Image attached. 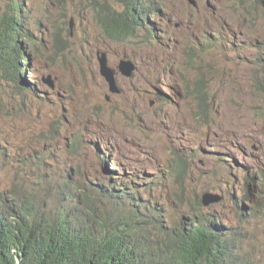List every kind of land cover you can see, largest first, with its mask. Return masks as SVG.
I'll return each mask as SVG.
<instances>
[{
  "label": "rangeland",
  "instance_id": "374dc122",
  "mask_svg": "<svg viewBox=\"0 0 264 264\" xmlns=\"http://www.w3.org/2000/svg\"><path fill=\"white\" fill-rule=\"evenodd\" d=\"M153 2L159 11L148 18L159 27L155 39L139 32L126 41L105 37L85 1L24 2L31 52L21 76L34 93L17 96L16 84L0 73V192L26 182L35 170L26 168L32 155L47 152L45 168L68 175L74 190L92 195L88 203L104 215L115 203L97 193L99 184L133 173L149 185L144 178L161 172L173 191L163 170L179 154L186 173L178 182L190 196L220 195L204 211L218 213L237 233L245 264H264V96L256 87L264 4H247L249 20L242 19L239 0ZM10 3L0 0L1 9ZM220 32L223 46L204 43ZM98 51H106L115 68L125 57L137 65L130 78L118 73V94L99 73ZM203 85L205 115L195 96Z\"/></svg>",
  "mask_w": 264,
  "mask_h": 264
},
{
  "label": "trees",
  "instance_id": "16d2710c",
  "mask_svg": "<svg viewBox=\"0 0 264 264\" xmlns=\"http://www.w3.org/2000/svg\"><path fill=\"white\" fill-rule=\"evenodd\" d=\"M25 1L11 0L8 8L0 7V73L16 84L17 96L26 97L27 80L21 72L31 50L23 22ZM79 1L94 6L96 22L110 40H131L139 32L155 39L159 30L148 18L158 12L154 0H114L120 9L108 0ZM239 1L244 6L242 19H253L247 5L251 0ZM203 41L210 48L224 45L221 32ZM262 47L264 52V42ZM259 69L256 87L264 96V53ZM204 86L195 95L203 115L208 94ZM2 103L0 98V110ZM48 158L47 152L32 155L26 168L35 170L26 182L0 192V264H245L237 236L225 235L220 215L204 211L199 194L190 196L186 185L178 182L186 173L181 155L163 170L173 191L162 185L161 172L144 178L149 181L144 186L134 181L138 175L133 173L119 183L99 184L97 193L115 203L104 215L88 203L92 195L74 190L68 175L45 168ZM242 173L250 177L248 170ZM159 198L167 199L164 205Z\"/></svg>",
  "mask_w": 264,
  "mask_h": 264
},
{
  "label": "water",
  "instance_id": "95a60500",
  "mask_svg": "<svg viewBox=\"0 0 264 264\" xmlns=\"http://www.w3.org/2000/svg\"><path fill=\"white\" fill-rule=\"evenodd\" d=\"M97 59L99 63V71L102 74V76L105 77L106 81L109 84V89L111 92L119 93L120 90L117 86V70L116 68H113L108 63L107 53L104 51L97 52ZM117 69L121 72L122 75L126 77L132 76L134 73L136 66L133 61L130 59L123 58L119 61V64L117 65ZM221 199L220 195L213 194L210 192H204L201 195V202L202 205L207 207L210 204L219 202Z\"/></svg>",
  "mask_w": 264,
  "mask_h": 264
},
{
  "label": "clouds",
  "instance_id": "9594fccd",
  "mask_svg": "<svg viewBox=\"0 0 264 264\" xmlns=\"http://www.w3.org/2000/svg\"><path fill=\"white\" fill-rule=\"evenodd\" d=\"M157 7H155V5H154V7H153V9H156ZM158 9V8H157ZM158 11H159V9H158ZM156 16H157V14H156ZM153 17V16H152ZM24 19L25 18H23V22H24ZM153 19V18H152ZM154 22V21H153ZM30 43V42H29ZM99 52V51H98ZM104 52H106V51H104ZM107 53V52H106ZM107 58H108V54H107ZM126 58V57H125ZM123 59V58H122ZM126 59H128V58H126ZM98 60V59H97ZM131 60V59H130ZM132 61V60H131ZM134 62V61H133ZM108 63H109V60H108ZM119 64V63H118ZM134 64H135V66H136V69H135V71H134V73L136 72V70H137V65H136V63L134 62ZM110 65V64H109ZM111 66V65H110ZM113 67V66H112ZM98 68H99V63H98ZM113 68H115V67H113ZM116 70H117V75H118V73H120L121 74V72L117 69V67H116ZM99 73H100V71H99ZM134 73L132 74V76L134 75ZM100 75L102 76V74L100 73ZM122 75V74H121ZM122 76H124V75H122ZM103 78H104V80L106 81V79H105V77L104 76H102ZM124 77H126V76H124ZM131 77V76H130ZM130 77H126V78H130ZM116 79H117V76H116ZM47 81H48V83L53 87V85H54V83H53V80L52 79H50L49 77L47 78ZM106 83H107V85H108V89H109V84H108V82L106 81ZM26 85V89H27V91H28V93H33L34 92V90H33V88L31 87V85H29V83H28V81H27V83L25 84ZM117 86H118V82H117ZM118 88H119V86H118ZM119 90H120V88H119ZM109 91H110V89H109ZM111 92V91H110ZM111 93H114V92H111ZM120 93V92H119ZM115 94H118V93H115ZM191 156V155H190Z\"/></svg>",
  "mask_w": 264,
  "mask_h": 264
},
{
  "label": "bare ground",
  "instance_id": "6f19581e",
  "mask_svg": "<svg viewBox=\"0 0 264 264\" xmlns=\"http://www.w3.org/2000/svg\"><path fill=\"white\" fill-rule=\"evenodd\" d=\"M153 15H155L156 16V14H152V16ZM10 44V43H9ZM15 46V45H14ZM16 50V49H15ZM44 51V50H43ZM19 52V51H18ZM204 54V53H203ZM207 54V53H206ZM52 58V57H51ZM26 60V59H25ZM65 63V62H64ZM66 65V64H65ZM68 65V64H67ZM24 66V68L22 69V72L23 71H25L26 70V66H27V63L25 64V65H23ZM64 66V65H63ZM66 67V66H65ZM69 71V70H68ZM21 72V71H20ZM21 72V73H22ZM71 76V75H70ZM54 77V76H53ZM203 80V79H202ZM204 83V82H203ZM206 83V82H205ZM205 87V86H204ZM189 89V88H188ZM198 91V90H197ZM199 92V91H198ZM223 149V148H222ZM195 153V152H194ZM186 155V154H185ZM257 171V170H256ZM71 173V172H70ZM113 179H115V180H113ZM109 181H112V182H116V183H119L122 179L120 178V177H118V178H109L108 179ZM135 181V180H134ZM166 181V180H165ZM136 182V181H135ZM136 183H138V182H136ZM162 185H163V183H162ZM140 186H144V185H141L140 184ZM247 187V186H246ZM71 189V188H70ZM203 194V193H202ZM201 194V195H202ZM201 195H200V199H201ZM153 198V197H152ZM160 199V198H159ZM161 201V200H160ZM83 210V209H82ZM221 223V222H220ZM224 226V225H223ZM205 231V230H204ZM64 232V231H63ZM204 233V232H203ZM62 234V233H61ZM67 234V233H66ZM65 234V235H66ZM205 234V233H204ZM231 234V236L233 235V234H235L236 236H237V233H234V232H230L229 230H227V228L225 227V235L226 236H228V235H230ZM67 237V236H66ZM238 238V237H237ZM133 249V248H132ZM237 249H239V247H237ZM240 250V249H239ZM219 258V257H218ZM231 258V257H230ZM234 261V260H233Z\"/></svg>",
  "mask_w": 264,
  "mask_h": 264
}]
</instances>
